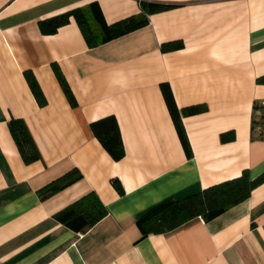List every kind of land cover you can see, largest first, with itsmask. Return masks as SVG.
<instances>
[{"label":"crops","instance_id":"1","mask_svg":"<svg viewBox=\"0 0 264 264\" xmlns=\"http://www.w3.org/2000/svg\"><path fill=\"white\" fill-rule=\"evenodd\" d=\"M93 1L107 23L139 13L140 1L167 7L94 46L73 16L54 32L41 31L39 21L79 7L98 34ZM171 42L179 45L163 48ZM161 83L179 110L203 106L181 117L191 155ZM262 100L264 0H0V264H264V182L209 220L194 217L146 235L136 223L165 199L264 171L253 108ZM107 115L120 130L119 159L90 126ZM12 118L24 120L39 158L23 160ZM225 132L231 139L221 140ZM73 169L81 178L40 195ZM90 192L106 209L92 226L76 231L54 218Z\"/></svg>","mask_w":264,"mask_h":264},{"label":"trees","instance_id":"2","mask_svg":"<svg viewBox=\"0 0 264 264\" xmlns=\"http://www.w3.org/2000/svg\"><path fill=\"white\" fill-rule=\"evenodd\" d=\"M140 7L141 11L137 14L126 16L113 23H107L103 18L97 2H91L88 5V9L93 17V21L98 25V34H95L94 28L92 30V27L89 25L85 17L84 9L79 7L43 19L39 21V27L43 32H54L59 26L67 23L70 16H73L85 35L87 43L90 46H94L144 26L148 23V13L161 10L167 7V5L157 2L140 1ZM178 45L176 42H171L166 45L164 44L163 48H173ZM54 69L67 98L71 104H74L73 96L68 85L60 75L57 67ZM27 79L35 97L39 103H43L44 99L36 80L31 74H27ZM160 86L181 144L186 154L191 155L190 145L181 117L183 114L199 112L203 109V106L195 104L179 110L175 104L169 85L167 83H161ZM253 108L255 110L259 108V103H255ZM255 123L256 121H254ZM8 126L23 160L30 162L39 158V150L24 120L12 118ZM90 126L95 136L107 149L113 159H119L123 156L124 147L121 134L113 115H107L92 121ZM229 139H231L229 132L221 134V140L226 141ZM81 176L82 174L77 169H73L44 186L39 193L42 197L53 194L78 180ZM262 182H264V171L254 178H250L248 172L245 170L236 178L211 185L185 197L165 199L147 210L137 219L136 223L142 235H146L149 232L172 230L194 217L209 220L229 207L246 199L251 190ZM105 214V207L96 198L95 194L90 192L57 211L54 214V218L66 226L79 231L92 226Z\"/></svg>","mask_w":264,"mask_h":264},{"label":"rangeland","instance_id":"3","mask_svg":"<svg viewBox=\"0 0 264 264\" xmlns=\"http://www.w3.org/2000/svg\"><path fill=\"white\" fill-rule=\"evenodd\" d=\"M257 110H258V113L255 115V121L257 123H260V122L264 123V106L259 105V108H257ZM255 132L257 131L255 130Z\"/></svg>","mask_w":264,"mask_h":264},{"label":"built area","instance_id":"4","mask_svg":"<svg viewBox=\"0 0 264 264\" xmlns=\"http://www.w3.org/2000/svg\"><path fill=\"white\" fill-rule=\"evenodd\" d=\"M259 105L264 106V100H262L261 102H259ZM258 113V110H255V115ZM255 130L257 131V133L260 134H264V123L260 122V123H255Z\"/></svg>","mask_w":264,"mask_h":264}]
</instances>
